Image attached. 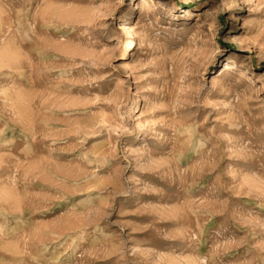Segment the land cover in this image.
I'll return each mask as SVG.
<instances>
[{"label": "rangeland", "instance_id": "obj_1", "mask_svg": "<svg viewBox=\"0 0 264 264\" xmlns=\"http://www.w3.org/2000/svg\"><path fill=\"white\" fill-rule=\"evenodd\" d=\"M0 264H264V0H0Z\"/></svg>", "mask_w": 264, "mask_h": 264}, {"label": "bare ground", "instance_id": "obj_2", "mask_svg": "<svg viewBox=\"0 0 264 264\" xmlns=\"http://www.w3.org/2000/svg\"><path fill=\"white\" fill-rule=\"evenodd\" d=\"M128 26H124L123 31L128 30ZM232 69V66L230 64H226L223 72L230 71Z\"/></svg>", "mask_w": 264, "mask_h": 264}]
</instances>
